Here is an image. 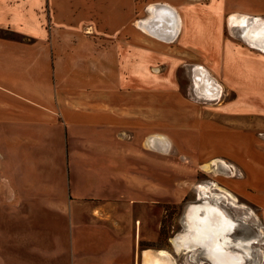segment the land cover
I'll return each instance as SVG.
<instances>
[{"label": "crops", "instance_id": "crops-1", "mask_svg": "<svg viewBox=\"0 0 264 264\" xmlns=\"http://www.w3.org/2000/svg\"><path fill=\"white\" fill-rule=\"evenodd\" d=\"M130 1L0 0V251L9 261L142 264L134 207L157 206L171 184L158 172L173 150L176 105L160 102L153 49L143 46L158 44L135 18L147 5ZM229 10L262 17L264 0H231Z\"/></svg>", "mask_w": 264, "mask_h": 264}, {"label": "rangeland", "instance_id": "rangeland-1", "mask_svg": "<svg viewBox=\"0 0 264 264\" xmlns=\"http://www.w3.org/2000/svg\"><path fill=\"white\" fill-rule=\"evenodd\" d=\"M230 2L142 1L170 6L183 26L174 43L143 30L158 42L143 46L153 49L159 100L174 101L176 118L173 150L159 158L160 184H171L160 186L157 206L134 207L138 263L264 264V56L231 29ZM147 8L135 18L151 19ZM161 111L160 127L170 128ZM6 212L0 204V218ZM173 240L184 245L175 250ZM10 256L0 251V264H17Z\"/></svg>", "mask_w": 264, "mask_h": 264}, {"label": "bare ground", "instance_id": "bare-ground-1", "mask_svg": "<svg viewBox=\"0 0 264 264\" xmlns=\"http://www.w3.org/2000/svg\"><path fill=\"white\" fill-rule=\"evenodd\" d=\"M147 11L152 15L151 19H142L137 22L138 26L150 36L156 37L163 41L172 40L178 33L181 23L176 12L168 5H148ZM231 29L241 31V36L247 45L264 54V19L260 16L232 14L229 16ZM155 140V139H154ZM199 188H203L202 185ZM213 222H217L218 218H213ZM221 226L228 228L224 220L220 222ZM231 231L230 229H228ZM222 242V239H220ZM226 242L225 239H223ZM223 242V243H224ZM184 244H179L173 240L175 250H179ZM186 245V244H185ZM189 246V245H186ZM190 249V246L189 248ZM216 259V255H212ZM153 264H158L156 260ZM238 264V263H237Z\"/></svg>", "mask_w": 264, "mask_h": 264}, {"label": "water", "instance_id": "water-1", "mask_svg": "<svg viewBox=\"0 0 264 264\" xmlns=\"http://www.w3.org/2000/svg\"><path fill=\"white\" fill-rule=\"evenodd\" d=\"M217 241L220 242L221 240H219V238H218Z\"/></svg>", "mask_w": 264, "mask_h": 264}]
</instances>
